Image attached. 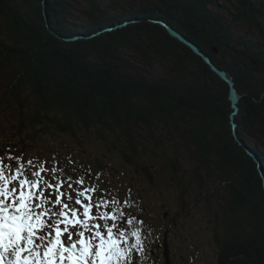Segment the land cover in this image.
<instances>
[{
  "label": "trees",
  "instance_id": "obj_1",
  "mask_svg": "<svg viewBox=\"0 0 264 264\" xmlns=\"http://www.w3.org/2000/svg\"><path fill=\"white\" fill-rule=\"evenodd\" d=\"M223 1L228 4L45 0L46 18L43 0H0V103L9 110L13 127L2 133L7 140L0 139V156H11L16 164L22 160L28 169L22 155H9L8 148L22 151L54 132L73 137L82 150H89L82 136L93 133L99 141L111 137L126 171L136 176L123 172L130 183L118 192L116 207L130 210L128 215L137 218H132L134 226L124 219L127 227L148 236L140 239L143 244L158 242L160 250L163 229H169L170 243L177 234L169 224L157 231L155 217L146 212L143 189L157 183L140 155L152 141L167 151L163 140L177 136L194 169L186 179L178 171L179 158L167 156L173 181L186 186L189 179L201 189L205 173L226 192L220 208L223 227L212 235L216 264H264V189L246 151L256 155L264 173V0ZM75 11L87 21L73 18ZM154 19L170 24L233 76L241 94L235 120L243 145L233 135L226 82ZM126 20L137 21L104 30ZM237 22L246 30L235 31ZM78 34L85 37L63 39ZM21 130L28 131L26 136ZM13 141L22 146L12 148ZM52 153H61L72 171L88 174L94 169L92 158L77 163L66 145H57ZM144 175L150 182L130 180Z\"/></svg>",
  "mask_w": 264,
  "mask_h": 264
},
{
  "label": "rangeland",
  "instance_id": "obj_2",
  "mask_svg": "<svg viewBox=\"0 0 264 264\" xmlns=\"http://www.w3.org/2000/svg\"><path fill=\"white\" fill-rule=\"evenodd\" d=\"M217 3L223 5L228 4L223 0H218ZM77 8L80 9V6ZM72 17L79 22L87 21L86 17L77 11L73 12ZM227 19H231V16H227ZM233 29L235 31L242 32L243 30H246V25L242 22H237L233 25ZM142 68H146L145 65ZM154 68L157 70L158 66H155ZM1 76L4 78L3 74ZM2 78L0 79L2 80ZM238 114L239 112L236 115ZM11 120L12 117L9 114V110L5 108L4 104L0 103V139L3 137L4 140H7V137L2 135V133H5L7 129L13 128H11ZM16 129L17 128H15V130ZM20 132H22V135L26 136L28 131L21 130ZM20 132H15L14 134ZM162 132L165 133L166 131L162 130ZM145 135L147 136V134ZM18 137L19 136L17 135L16 140ZM163 138L164 136L162 135L161 139ZM81 139L85 144V147L89 150H82L81 146L78 145V142H76V139L73 137H68L57 132L43 136L42 140L32 143L29 147L25 146L23 149L24 151L9 148L8 150L11 151L9 155H12V153L22 155L26 160L25 165L29 169L33 171H41L44 181L57 185L62 184V187H60L58 191L56 189L51 190L53 192V199L56 194L63 192L65 194L62 197L63 201L71 203L73 207L78 208V206L74 204V200L68 201V194L71 193L74 196V190L77 189L81 191L85 188L95 189L94 192H89V195L94 197L96 203H100L102 205L99 211H108L111 213L115 210L117 220L116 228H114V234L117 233V230L125 231V240H128L127 232L124 229V223L126 221L124 219H128L131 223H134L132 218L136 219L137 217L131 215L129 216L128 214L130 213V210L122 211L121 209H118L116 207V200L118 192L122 190V186L124 187L126 183L127 185L130 183L128 180H125L126 182L123 180V172L128 178H133L134 175L131 176L132 174L126 171L129 169L127 163L124 159H121L120 154L112 148L111 143L113 140L111 137H108L106 141H99L98 138H95V134L89 133L87 136H82ZM169 140L174 142V144H171ZM169 140L168 138L163 140L164 144L167 145V151L164 152L161 146H156L152 141L150 143L147 142L148 147L146 152L143 155H140L141 161L151 166L154 179L157 183L156 186L150 185L148 190L143 189V193L145 195L144 204L147 207L146 212L148 211V213L155 217L153 220V226L156 229H163L166 224H169V226L173 228L174 232H176L177 236L172 238L174 240L172 241L170 248L172 252H175L177 255V264H216V246L212 235L215 230L221 232L223 227V216L220 208L221 204H223L226 192L216 178L211 175L207 176L205 173L202 174L203 186L201 189L195 182L189 184V179L187 180L188 183L186 186H184V184L181 186L179 185L180 183H177L176 181L174 182L171 176L172 169L171 167H167V156L179 158L180 162L178 171L180 174H184L186 179L190 178V174L194 169V164L189 160L186 146L180 138L174 136ZM25 142H28L26 138ZM13 144L16 146H12V148L22 146L18 141H13ZM59 144L66 145L68 147L73 160L77 163H79V161L90 162L92 158L94 161V165H92L94 169L89 171L88 174H83L80 171H76L77 173L72 171L69 166L64 165V160L66 159L61 153H57V157H55L52 153L54 147ZM105 146L108 149L105 148ZM85 152L90 153L89 157H87ZM29 161L32 162L31 166L28 165ZM0 162H2L5 167V174L7 175L9 171V162L7 158L1 156ZM106 162H108V165H106ZM53 169L55 170L54 172L52 171ZM11 170L14 171V169ZM31 173L32 171L29 175H31ZM79 173L81 175V180H83V185L78 183V185H74L67 180L68 178L79 180ZM76 174L78 177H76ZM33 179H35V177H33ZM114 180H118L119 182H114ZM130 180H133L136 184L141 182H150L149 177L146 175ZM120 182L122 185H120ZM68 184H72L73 187L71 189L68 188ZM133 189L134 194L137 195L138 188L136 185ZM37 190V196H42V193L49 191L47 183H42L40 188ZM204 194L208 196V200L203 197ZM105 203L107 204L106 208L103 207V204ZM47 206L48 205H46V207ZM56 207L57 210H59L60 206ZM39 210L40 209H37L36 211ZM94 211L96 212V210ZM167 211L168 214L164 219L163 213H167ZM70 215L71 213L69 210V216ZM121 216L124 218L123 221H121ZM100 223L103 224V221ZM146 252L148 254V250ZM181 254L190 255V257H188V262H184L180 259ZM148 259L149 261L151 259L150 264H164V258L161 252H157L155 256H148L145 261L146 264H149Z\"/></svg>",
  "mask_w": 264,
  "mask_h": 264
},
{
  "label": "snow or ice",
  "instance_id": "obj_3",
  "mask_svg": "<svg viewBox=\"0 0 264 264\" xmlns=\"http://www.w3.org/2000/svg\"><path fill=\"white\" fill-rule=\"evenodd\" d=\"M8 159L12 163L7 175L0 162V264H141L137 254L145 249L139 229L132 232L137 241L132 244L125 240V231L114 234L116 212L99 211L102 205L94 204L89 195L95 189L69 193L68 201L78 206L73 207L63 201V192L52 198L51 190L58 191L62 184L44 181L41 171L29 175L22 160L16 164L15 158ZM42 183H47L49 191L37 196ZM76 183L83 185V180ZM93 210L96 215L90 214Z\"/></svg>",
  "mask_w": 264,
  "mask_h": 264
},
{
  "label": "water",
  "instance_id": "obj_4",
  "mask_svg": "<svg viewBox=\"0 0 264 264\" xmlns=\"http://www.w3.org/2000/svg\"><path fill=\"white\" fill-rule=\"evenodd\" d=\"M45 0H43V8H44V15L47 18V13H46V7H45ZM153 22L160 24L161 26L164 27V29L167 31V33L176 38L177 40H179L180 42L184 43L185 45H187L195 54L199 55L202 60L207 63V65L209 66V68L223 81L226 82L227 86H228V99L230 101V106L232 108V111L229 115L230 117V123L232 126V131H233V135L236 138V140L243 145L242 141L240 140V138L237 135V122L235 120L236 118V114L240 111V97L241 94L238 91L237 87H236V83L235 80L233 78V76L225 69L218 67L210 58V56L208 54H206L205 52H203L200 47L194 43L193 41L189 40L188 38H186L181 32H179L178 30H176L174 27H172L170 24H168L167 22L160 20V19H154ZM126 24V22L124 23H120L119 25H116L114 27L111 28H106L104 30H111L117 27H122ZM103 30V31H104ZM98 33V32H97ZM97 33H94L90 36L96 35ZM85 36L82 34L79 35H75L72 37H63L64 40L67 41H73V40H77L80 38H84ZM247 153L254 159V161L257 164L258 167V171L261 175L262 178V185H263V189H264V173H263V169L260 166L259 160L256 157V155L249 151L248 148H246ZM166 236V235H165ZM164 256H165V263L166 264H171L170 263V259H169V249L168 246L166 244V237H165V247H164Z\"/></svg>",
  "mask_w": 264,
  "mask_h": 264
}]
</instances>
